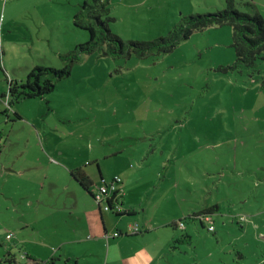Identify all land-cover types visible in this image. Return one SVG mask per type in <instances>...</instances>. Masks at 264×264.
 Masks as SVG:
<instances>
[{"label": "rangeland", "instance_id": "obj_1", "mask_svg": "<svg viewBox=\"0 0 264 264\" xmlns=\"http://www.w3.org/2000/svg\"><path fill=\"white\" fill-rule=\"evenodd\" d=\"M81 2L0 0V264H264V62L232 70V28L214 26L156 60L83 55L52 93L15 101L12 82L88 41ZM225 7L110 0V27L149 41ZM75 169L97 187L102 173V203Z\"/></svg>", "mask_w": 264, "mask_h": 264}, {"label": "trees", "instance_id": "obj_2", "mask_svg": "<svg viewBox=\"0 0 264 264\" xmlns=\"http://www.w3.org/2000/svg\"><path fill=\"white\" fill-rule=\"evenodd\" d=\"M226 7L223 10L208 13L184 15L174 25L166 36L149 41L130 40L123 41L116 35L110 22V0H82L80 9L74 16L76 28L86 30L89 39L83 44L65 55H62L64 66L60 69L48 67H35L27 76L25 82H12L9 88V96L15 101L27 98H43L55 90L56 82L68 78L74 65L83 55L100 53L109 58H129L135 56L138 59H158L173 52L183 40H187L197 31H204L214 26H229L233 31L232 47L236 53V60L230 67L232 70L241 71L249 69L255 72L258 65L264 62V17L257 11L253 2H245L246 9L238 10L237 0H225ZM243 11V12H242ZM261 88H264V69L261 72ZM7 96V95H4ZM20 117L18 113H15ZM101 173V172H100ZM71 176L80 183L83 189L95 200L94 183L81 169L71 171ZM103 185L107 182L103 176L99 177ZM219 209L218 205L205 208L194 213L193 218L198 220L201 226H205L207 216H211ZM176 229L177 224L172 223ZM26 258L31 259L26 255ZM16 259H8V263L16 264ZM35 264H41L34 260Z\"/></svg>", "mask_w": 264, "mask_h": 264}, {"label": "built area", "instance_id": "obj_3", "mask_svg": "<svg viewBox=\"0 0 264 264\" xmlns=\"http://www.w3.org/2000/svg\"><path fill=\"white\" fill-rule=\"evenodd\" d=\"M98 191L100 192V194L106 195V193L108 192V186H106V185L100 186V187H98ZM95 201H98V202L102 203L104 201V199H101L100 195L95 193ZM109 207H111V205H109ZM210 218H211V216H207V218H206L207 223H208ZM179 225L181 227H184V224L182 222ZM209 230L213 231L214 230V226L213 225H209ZM7 238H10V235H8Z\"/></svg>", "mask_w": 264, "mask_h": 264}, {"label": "crops", "instance_id": "obj_4", "mask_svg": "<svg viewBox=\"0 0 264 264\" xmlns=\"http://www.w3.org/2000/svg\"><path fill=\"white\" fill-rule=\"evenodd\" d=\"M253 4L256 6L257 11L263 16L261 9L264 10V0H251ZM264 17V16H263ZM82 170V169H81ZM85 174H87L90 180L94 183L93 185H97L96 179L92 176L91 173L88 174L85 170H82ZM103 176L102 173L99 174V177ZM175 223V222H174Z\"/></svg>", "mask_w": 264, "mask_h": 264}]
</instances>
